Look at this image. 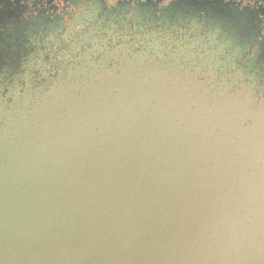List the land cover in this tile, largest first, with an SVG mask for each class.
<instances>
[{
    "label": "clouds",
    "instance_id": "1",
    "mask_svg": "<svg viewBox=\"0 0 264 264\" xmlns=\"http://www.w3.org/2000/svg\"><path fill=\"white\" fill-rule=\"evenodd\" d=\"M185 128L123 104L13 137L0 159V264H264V229L219 238L223 165L184 144ZM254 163L264 187V158Z\"/></svg>",
    "mask_w": 264,
    "mask_h": 264
},
{
    "label": "flooded vegetation",
    "instance_id": "2",
    "mask_svg": "<svg viewBox=\"0 0 264 264\" xmlns=\"http://www.w3.org/2000/svg\"><path fill=\"white\" fill-rule=\"evenodd\" d=\"M129 62L211 69L264 112V0H0V125L50 84Z\"/></svg>",
    "mask_w": 264,
    "mask_h": 264
},
{
    "label": "water",
    "instance_id": "3",
    "mask_svg": "<svg viewBox=\"0 0 264 264\" xmlns=\"http://www.w3.org/2000/svg\"><path fill=\"white\" fill-rule=\"evenodd\" d=\"M86 70L75 79L45 87L47 92L36 95L31 109L17 111L0 125V159L3 146L13 137L20 141L34 128L46 130L61 119L62 112L114 111L127 104L168 113L176 123L186 125L184 144L194 151L206 149L222 162L213 216L219 238L250 242L264 229V187L251 175L257 167L254 161L264 158V112L225 97L226 89L211 83V69L201 75L199 68H142L129 62L112 71Z\"/></svg>",
    "mask_w": 264,
    "mask_h": 264
}]
</instances>
